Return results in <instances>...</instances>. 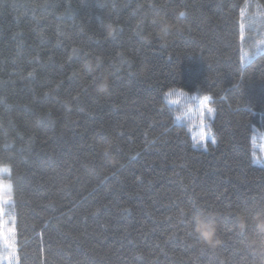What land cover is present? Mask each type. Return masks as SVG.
<instances>
[{"label":"trees","instance_id":"trees-1","mask_svg":"<svg viewBox=\"0 0 264 264\" xmlns=\"http://www.w3.org/2000/svg\"><path fill=\"white\" fill-rule=\"evenodd\" d=\"M259 10L264 0H0L17 264H264L252 145L264 51L241 58L264 32L248 20ZM176 89L210 97L216 144L195 146L176 121ZM194 213L215 223V248L192 233Z\"/></svg>","mask_w":264,"mask_h":264},{"label":"rangeland","instance_id":"rangeland-1","mask_svg":"<svg viewBox=\"0 0 264 264\" xmlns=\"http://www.w3.org/2000/svg\"><path fill=\"white\" fill-rule=\"evenodd\" d=\"M248 20L258 21L257 24L263 26L264 30V11L259 10ZM244 27L245 24L241 22V32ZM241 34L243 38V33ZM251 48L252 51L242 47V63L249 61L258 49L264 51V32L259 38H255ZM204 97L205 95L190 94L177 89L169 90L165 94V101L172 108L176 121L187 127L194 145L203 149L213 140L210 122L214 116V112H208V107L212 108L210 100L206 101ZM252 145L255 163L264 164V137L260 131L255 132ZM7 171L5 168H0V209H2L0 211V264H17V247L14 244L15 217L10 208L12 195Z\"/></svg>","mask_w":264,"mask_h":264},{"label":"clouds","instance_id":"clouds-1","mask_svg":"<svg viewBox=\"0 0 264 264\" xmlns=\"http://www.w3.org/2000/svg\"><path fill=\"white\" fill-rule=\"evenodd\" d=\"M169 28L167 23L162 24L161 32L166 33ZM107 84L102 82L99 85V90L104 91ZM255 222L258 229L264 231V213H258L255 216ZM191 231L192 233L208 248H215L220 241L216 237V225L209 216L201 213H194L191 218ZM241 228L244 227L242 223Z\"/></svg>","mask_w":264,"mask_h":264},{"label":"snow or ice","instance_id":"snow-or-ice-1","mask_svg":"<svg viewBox=\"0 0 264 264\" xmlns=\"http://www.w3.org/2000/svg\"><path fill=\"white\" fill-rule=\"evenodd\" d=\"M180 15L183 16L184 13L181 12ZM111 34H112V29H111V26H109V35H111ZM30 75H31V74H30ZM203 99L207 101V100L210 99V97L205 96ZM213 111H214V110L209 106V107H208V112H209V113H212ZM202 139H205V138L202 137ZM216 143H217V141L215 140V138H213V140H212V144H216ZM0 211H2V209H0ZM191 222H192V220H191Z\"/></svg>","mask_w":264,"mask_h":264},{"label":"bare ground","instance_id":"bare-ground-1","mask_svg":"<svg viewBox=\"0 0 264 264\" xmlns=\"http://www.w3.org/2000/svg\"><path fill=\"white\" fill-rule=\"evenodd\" d=\"M222 98V97H221ZM173 111V110H172ZM177 131V130H176Z\"/></svg>","mask_w":264,"mask_h":264}]
</instances>
